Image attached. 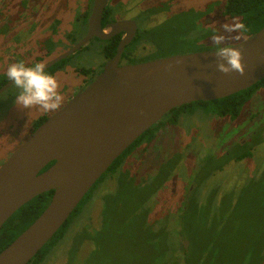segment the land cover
<instances>
[{"label": "rangeland", "instance_id": "rangeland-1", "mask_svg": "<svg viewBox=\"0 0 264 264\" xmlns=\"http://www.w3.org/2000/svg\"><path fill=\"white\" fill-rule=\"evenodd\" d=\"M83 1L81 0L76 10L80 11L84 8ZM226 1L186 0L187 9L191 10L188 22L182 19L178 12L172 11L160 16L161 19H167L170 13H174L172 16L175 18V24L161 27L160 32L164 35V38L160 36L163 39L161 45L164 44L159 52L164 56L187 51L194 53L195 46L208 48V51L214 50L212 43L204 42V36L216 30L214 26H209L219 18V10L217 14L213 13L214 8L221 2L225 4ZM169 2V0H145L141 8L158 4L159 10L168 9ZM37 5L39 2L35 1L30 5L26 0H0V29L7 28L0 37V73L7 72L9 65L13 63L25 61L22 55L11 63L5 60L6 57L11 58L10 56L15 55L14 47L24 35L27 45L23 44L22 50L26 51L25 59H31L32 65L36 63L45 65L74 48L72 41L63 42L67 35L77 31V37L80 38L79 29L76 28L78 23L72 22L78 19V11L68 13L62 28L54 27V30L48 28L44 31L28 30L29 24L34 22L42 27L49 22L41 19L38 23L35 21V15L38 13L34 12L39 10ZM204 6H206L205 10H203ZM52 8H56L54 2ZM156 16L152 19L154 20ZM55 17L56 13L51 20ZM145 18L147 17H143L144 20ZM239 22V19L224 18L221 23L222 33L225 23ZM174 29L178 36L184 31L187 32L185 42L179 44L177 36L172 33ZM232 35L238 36V39L230 40V46H235L246 39L241 32ZM150 37H154L153 33ZM8 46H10L9 49ZM102 47L101 43L93 41L83 52L69 60L71 64L68 67H63L62 71L59 70L54 74L60 83L59 91L64 97L63 103L67 98L75 95L78 85L82 84L87 73L100 61L103 63ZM156 58H149V61ZM19 91L20 89L13 85L0 96V168L34 133L32 127L37 119L55 114L54 111L43 112L39 108L19 109L15 103ZM249 140L256 145L253 156L243 161L233 159L248 150L247 147H242L244 146L242 144ZM226 152H230L233 160L230 159L225 164V155L228 154ZM125 172L132 174L130 175L132 182L121 184L120 179ZM118 174V176H108L97 187L94 200L82 216L73 223L65 240L43 264H67L69 251L75 238L84 232L93 234L102 225L106 227V233L110 228L104 249L108 259L104 264H140V260L145 256L147 264H153V259H158L161 252L164 254L161 260L163 262L157 264H162L168 260L169 256L174 255V238L171 235H175L178 248H181L180 215L191 197H194L200 205H207L208 215L206 216L210 221L218 223L228 218L229 206H231L230 212L234 211L235 215L244 211L239 206L250 204L248 192L255 199H264V86L253 91L251 100L234 121L229 118H219L201 110L182 115L176 126L164 128L151 144H144L137 148L125 160ZM256 181L261 182L256 187L257 191L250 186ZM146 184H150L152 188L159 186L158 184L161 185L154 192L149 189L144 190V193L147 197V208L150 211L147 222L153 224L164 220L162 225L168 231L166 248L162 246V239L154 238L153 230L143 232L138 228L144 214L139 213L137 218L132 216L135 205L138 208L139 202L143 203V200H140V190L135 192V189ZM195 186L198 187L195 189ZM246 186L249 187L248 192L243 190ZM214 190H216V196L211 199ZM136 193L138 199H133L132 196ZM119 196H123L121 202L117 206L112 205ZM105 198H107L106 203H104ZM140 212H143V209ZM105 214H107L106 218ZM258 215L259 211L251 207L245 219L243 215L235 216L233 227L226 231L227 236L224 238L230 247V253L225 257V264L250 263L257 247L252 248L251 254L245 248L249 250L251 242L256 243L259 239H264V220L259 222L256 219ZM126 224L134 228L127 229ZM158 225L160 224H156ZM153 244L156 246L152 252ZM157 247L162 248L161 252ZM92 250L93 244L86 242L80 250L78 259L85 257ZM178 253L180 257L183 256L182 250ZM260 264H264V261Z\"/></svg>", "mask_w": 264, "mask_h": 264}, {"label": "water", "instance_id": "water-1", "mask_svg": "<svg viewBox=\"0 0 264 264\" xmlns=\"http://www.w3.org/2000/svg\"><path fill=\"white\" fill-rule=\"evenodd\" d=\"M107 3L94 0L88 35L45 70L94 37L108 40L125 31L126 23L103 31ZM134 33V28L128 31L95 81L39 126L0 168V230L28 202L54 191L46 210L0 253V264H29L113 163L172 110L232 96L264 79V27L232 46L243 52L244 76L219 72L214 50L120 65ZM13 83L2 87L0 95Z\"/></svg>", "mask_w": 264, "mask_h": 264}, {"label": "trees", "instance_id": "trees-1", "mask_svg": "<svg viewBox=\"0 0 264 264\" xmlns=\"http://www.w3.org/2000/svg\"><path fill=\"white\" fill-rule=\"evenodd\" d=\"M67 1V0H65ZM67 6V5H66ZM223 17L230 20L239 19V23H243L246 27V31H241V33L247 37H251L257 32H259L264 27V0H227L222 8ZM188 21V20H187ZM187 33V32H185ZM213 32L206 33V37L210 34H214ZM188 35V34H187ZM181 33L178 36L179 44H182L186 41V36ZM141 37V34H139ZM205 37V36H204ZM141 39V38H140ZM116 45L113 43H108L105 47V54L107 56H112L116 52ZM183 46V45H181ZM197 51H206L208 48L195 46ZM185 53H190L189 51ZM66 60L57 64V66L52 67L48 71L49 74H54L55 71L60 69V66L63 65ZM136 61H130V64H136ZM6 80L0 81V85H3ZM261 86H264V79L257 83L252 88H249L245 91H241L232 96L211 101V102H194L192 104L184 105L180 108H176L172 110L162 121H160L157 125L149 129L146 133H144L136 142L129 147L108 169V171L100 178V180L94 185V187L90 190V192L85 196L82 202L79 204L74 213L70 216L68 221L64 224V226L56 233V235L52 238V240L44 246V248L38 253V255L29 263V264H43L53 253V251L65 240L69 231L72 228L73 223L82 216L85 212L86 208L90 205V203L94 200L95 192L97 187L102 184L108 176L111 175H119L120 169L122 168L125 160L140 146L144 144H151L153 140L156 138L157 134L162 131L164 128L168 126H176L182 115L185 114H193L197 110L204 111L205 113H209L215 115L219 118H229L231 121L236 120L245 105L251 100L253 91ZM46 119H42L41 124L45 122ZM40 123H37V127H39ZM40 124V125H41ZM242 147H247L248 150L237 155L235 158L236 161H243L246 158H251L253 156V150L256 145L252 144L249 141L244 142ZM228 153V152H226ZM224 163H228L230 159V152L225 155ZM232 159V160H233ZM55 162L49 164L43 171L49 169ZM212 173V171H211ZM210 173V174H211ZM132 174L125 172V175L121 176L120 183H130L132 182ZM124 176V177H123ZM205 180V179H202ZM257 182V181H256ZM253 182L250 184L251 187H258L261 182ZM155 186L151 187L150 184H146L145 186H139V189H135V192L140 190V200H143V203L140 204L137 208V205L132 210L133 217L137 218L139 213L144 214V217L140 221V225L138 228L142 229L143 232H147L153 230L154 238L162 239V246L164 248L167 247V235L168 231L166 227L162 225L164 224V220H160L153 224H149L147 222L149 216V209L147 208V201L144 190L151 189L153 192L160 187ZM202 186V183L200 184ZM141 187V188H140ZM198 186H195V189ZM144 188V189H143ZM249 187L243 188L244 191L248 192ZM143 190V191H142ZM217 190V188H216ZM216 190L212 194L211 199L216 196ZM258 189L256 188V191ZM218 191V190H217ZM196 193V192H195ZM249 193L250 204H241L239 208H243L244 211L238 213L240 216L243 215L244 219L249 212L251 207L256 208L259 211V215L256 218L259 222L264 220V199H255L254 196ZM54 191H50L44 193L42 195L37 196L22 208H20L1 228L0 230V253L8 247L17 237H19L24 231H26L37 219L38 217L46 210L49 206L51 199L53 197ZM123 196H119L115 199L114 204L118 205L121 202ZM133 199H138V194L132 196ZM109 198V197H107ZM107 198H105L104 203H106ZM194 198V197H193ZM192 197L189 199V203L185 206L184 211L182 210L180 215V231L182 234V239L180 242L181 248H178V241L175 240V235H171L174 238V246H173V256H169L168 260L162 264H225V257H227L230 253V247L224 241V238L227 236L226 231L233 227V223L235 222V212L231 210V206L227 208L229 211L228 218L223 222H213L210 221L208 216V207L207 205H200L196 199ZM145 203V204H144ZM146 207H144V205ZM111 205V206H112ZM110 206V207H111ZM143 209V212L140 210ZM105 214V218H106ZM104 218V221H105ZM156 224H160L156 226ZM127 229L134 228V226H127ZM105 226L102 225L100 229L96 230L93 234L89 232H84L79 234L73 242V245L69 251L67 264H104L106 263L108 256L105 254V242L107 240L108 233L105 231ZM170 236V235H169ZM86 242H91L93 244V250L83 258L78 259L80 250L82 246ZM155 243V241H153ZM158 245V244H157ZM153 244L151 251H154ZM159 246V245H158ZM250 249L248 250L251 254L252 248L257 247V250L253 253L249 264H260L264 261V239H259L256 243L251 242L249 244ZM167 251V249H164ZM147 249V248H146ZM157 249H162L161 247H157ZM179 250H182V257L178 253ZM161 252V250H160ZM176 252V254H175ZM98 256V259H96ZM100 256V257H99ZM158 259H153V264L161 263L163 261L162 257L164 254L159 253ZM93 257V258H92ZM180 257V259H179ZM256 259H260V261H256ZM229 261L227 260V263ZM140 264H147L146 256L140 260Z\"/></svg>", "mask_w": 264, "mask_h": 264}, {"label": "flooded vegetation", "instance_id": "flooded-vegetation-1", "mask_svg": "<svg viewBox=\"0 0 264 264\" xmlns=\"http://www.w3.org/2000/svg\"><path fill=\"white\" fill-rule=\"evenodd\" d=\"M26 1L29 2L30 5L34 1L39 2V5H37V6H39V10L34 12V13H38L37 15H35L36 16L35 21H37V23L39 22L40 19L45 20V21H49L46 24V26H43V27L40 26V24H36V22L29 24L28 27H30V28L28 30H30V31L31 30H34V31L43 30L44 31L48 28L51 30H54L55 29L54 27H56L57 29L64 27V23L67 19L68 13L78 11L76 9L79 7V4H81V0H79L80 2H78V0H67V1H65V0H40V1L39 0H26ZM144 1L145 0H108L107 6L104 10L103 18H102V29H103V31L106 33H110L111 32V26H113L114 24L126 23L125 31H122L120 33L113 35L108 40H102V39L94 37L86 45H84L81 49H79L74 54H72L69 57L62 60V61L66 60V62L60 66V69L57 70L58 72H59V70L62 71L63 67L64 68L68 67L69 64H71V63H69V60L72 59L74 56H77V54L83 52V50L86 49L93 41H97V42L101 43L103 46L102 47V53H103L102 55L104 58L103 63H101V61H100L94 69H91L87 73L82 84L78 85L75 95L73 94L74 96H76L80 92L84 91L87 87H89L90 84L93 81H95V79L102 73L105 65L107 64V62H109V60H111L116 55L120 43L123 41L124 38L127 37L128 31H131L132 28L135 29L134 37H133L132 41L128 45H126V47L124 49L122 57H121L120 65H132V64H130V61H132V62L136 61L137 62L136 64L150 62L149 58H153V57L154 58L157 57L156 60H159V59L172 57V56H176V55L191 54V53H185L184 52V53H179L176 55L164 56L159 52V49L164 44L163 43L161 45V43L163 42L162 38H164V35L161 34L160 29L164 25L175 24V22H174L175 18H174V16H172V14L178 12L179 13L178 15L181 16L182 19H185L186 21L188 20V16H189L191 10L187 9L186 0H169L170 2H169V4H167L168 9L164 8L161 10L158 9V6H159L158 4H152L151 6L141 8ZM53 2L56 5L55 9L52 8ZM83 2H84V8L82 10L78 11V13H79L78 19H76L75 21H72V22L78 23L76 28H77V30L79 29L80 38L77 37V31H76L73 34L67 35L65 37L66 39L63 41L65 43L67 42V40L72 41L73 46H76L77 44H79L88 35L89 19H90L91 13H92L94 0H84ZM222 2L220 5L215 6L214 12H213V13L217 14L218 10H219V18H217L216 22L209 24V26L215 27L216 30H215L214 34H217V33L223 34L222 30H221V23L224 20V17L222 14V8H223L224 4ZM175 3H178V4H175ZM210 3H211V1L209 2V4ZM209 4L207 5V7L209 6ZM205 7L206 6L203 7V10H205ZM139 8H141V9H139ZM172 11L174 13H170V16L167 19H161L160 18V16H164L165 13L172 12ZM55 13H56V17L51 20V17H53V15H55ZM30 16H32V14H30ZM155 16H156V18H154V20H153L152 18ZM158 16H159V19H158ZM143 17H147V18H145L146 20H144ZM51 21H53V22H51ZM5 30H7V28L0 29V37L3 36L1 34ZM158 32H160V33L158 34V36H156ZM185 32L186 31H184V34L187 35V33H185ZM152 33H153L154 37L151 38L150 35ZM172 33H174L177 36L175 29L172 31ZM139 34H141V37L139 36ZM214 34H210L207 37L205 35L204 42L206 44L207 43L211 44L212 43L211 38ZM177 38H178V36H177ZM20 39L21 40L18 43H16V46H15L16 49L14 47V50H16V51H13V54H15V55L10 56L11 58L6 57L5 60L8 61L9 63H11L13 60L18 59L20 57V55H22L24 60L26 61V62L24 61L25 64L31 66L32 65L31 64L32 62H30L31 59H28V58L25 59L26 51H24V49L22 50L23 44L27 45L26 41H25L26 40L25 35L23 37H21ZM27 42H28V40H27ZM107 42L108 43L114 42L115 44H117L116 45V52L112 56H107L105 54V47L107 45ZM146 46H147V48H145ZM134 47H135V49H133ZM9 48H10V46H8V49ZM72 49L73 48L68 50V52L71 51ZM206 51H208V50H206ZM200 52H203V51H200ZM66 53H64V54H66ZM194 53H196V52H194ZM62 61L56 63L55 65L51 66L50 68L46 69L45 71H48L49 69H51L54 66H57V64L61 63ZM47 64H45V65H47ZM57 71H55V73ZM4 72H6V71H2L0 73V81L6 80V79H7V81L3 85H0V89L2 87H4L10 81L8 79L7 75L4 74ZM13 85H11L8 89H10ZM5 92H3L1 95H3ZM73 95L64 101L60 110L69 103V101L74 97ZM58 111H54V113H56ZM49 117L50 116L47 115L46 117H42V118L37 119L34 127H32V131L33 130L35 131L38 128L37 123L41 124V121L43 118L47 120ZM40 124H39V126L42 125V124L41 125Z\"/></svg>", "mask_w": 264, "mask_h": 264}, {"label": "clouds", "instance_id": "clouds-1", "mask_svg": "<svg viewBox=\"0 0 264 264\" xmlns=\"http://www.w3.org/2000/svg\"><path fill=\"white\" fill-rule=\"evenodd\" d=\"M246 31L243 23H225L224 34H214L211 38L214 45V55L217 57L216 68L224 74L238 73L246 75L243 63V52L232 47L229 41L238 39L232 34ZM227 34V35H225ZM6 75L8 79L20 89L16 96V105L21 110L39 108L43 112L58 111L62 107L64 97L59 91L58 79L45 71L43 63L26 65L23 61L9 65Z\"/></svg>", "mask_w": 264, "mask_h": 264}]
</instances>
